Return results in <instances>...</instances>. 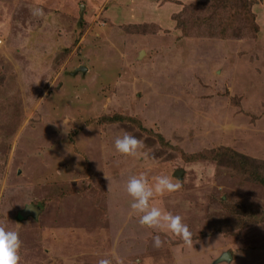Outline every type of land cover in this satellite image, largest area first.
I'll list each match as a JSON object with an SVG mask.
<instances>
[{"label":"rangeland","instance_id":"1","mask_svg":"<svg viewBox=\"0 0 264 264\" xmlns=\"http://www.w3.org/2000/svg\"><path fill=\"white\" fill-rule=\"evenodd\" d=\"M124 134L136 155L115 150ZM141 172L181 183L149 207L180 215L191 247L138 222ZM258 173L264 0H0V226L18 264H264Z\"/></svg>","mask_w":264,"mask_h":264},{"label":"clouds","instance_id":"2","mask_svg":"<svg viewBox=\"0 0 264 264\" xmlns=\"http://www.w3.org/2000/svg\"><path fill=\"white\" fill-rule=\"evenodd\" d=\"M34 16L43 15L42 9L36 8L32 10ZM141 146L135 136L124 134L114 140V148L117 152L125 155H136L138 148ZM182 187L178 180L161 174L153 178V182L149 183L147 174L144 172L130 176L126 184V192L132 197L130 203L131 209L139 213V223L152 228H166L187 245L192 244V234L187 224L182 222L180 215H174L170 212L161 211L157 207H149V200L154 194L171 193ZM154 247L161 245L160 237H153ZM21 246L19 234L16 231L6 230L0 226V264H18V249ZM98 264H112V261L105 258L100 259ZM118 264H123L118 261Z\"/></svg>","mask_w":264,"mask_h":264},{"label":"water","instance_id":"3","mask_svg":"<svg viewBox=\"0 0 264 264\" xmlns=\"http://www.w3.org/2000/svg\"><path fill=\"white\" fill-rule=\"evenodd\" d=\"M77 70H80L82 72L86 71V68L83 66H80ZM40 209L33 205V204H27L20 212L19 215L21 217H26V216H32V217H37L39 214ZM230 259V253L229 252H223L216 260L215 262H220L223 260H229Z\"/></svg>","mask_w":264,"mask_h":264},{"label":"trees","instance_id":"4","mask_svg":"<svg viewBox=\"0 0 264 264\" xmlns=\"http://www.w3.org/2000/svg\"><path fill=\"white\" fill-rule=\"evenodd\" d=\"M245 1L247 2V0H245ZM201 3H202L201 5H203V4L205 3V1H204V2H201ZM225 154H226V153L222 152V153L220 154L219 158L223 157ZM227 157H228V156H227ZM227 157H226V158H227ZM247 159H248V160H247L246 162H250L252 165L255 164V161H253L252 159H250V158H247ZM224 160H228V159H224ZM252 162H253V163H252ZM256 164H258V163H256ZM260 166H261V165H260ZM253 167H254V166H253ZM255 179L258 180L262 186H264V174H262V173H258V174L255 176Z\"/></svg>","mask_w":264,"mask_h":264},{"label":"crops","instance_id":"5","mask_svg":"<svg viewBox=\"0 0 264 264\" xmlns=\"http://www.w3.org/2000/svg\"><path fill=\"white\" fill-rule=\"evenodd\" d=\"M29 204H31V203H29ZM33 205H35V204H33ZM35 206H37V205H35ZM39 208V207H38ZM26 217H31V218H34V217H32V216H26ZM130 240H132V238L130 239ZM133 241V240H132ZM185 245H187V244H185ZM191 247V245H188V247ZM190 250H191V248H190ZM186 254H187V257H186V262H190L191 263V261H195V259H196V257H195V254L193 255V252L191 251V252H186ZM195 257V258H194Z\"/></svg>","mask_w":264,"mask_h":264}]
</instances>
